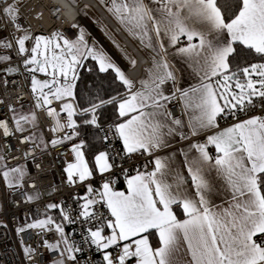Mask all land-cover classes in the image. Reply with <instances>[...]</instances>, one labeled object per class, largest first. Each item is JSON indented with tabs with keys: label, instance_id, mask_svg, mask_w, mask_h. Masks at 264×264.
Instances as JSON below:
<instances>
[{
	"label": "snow or ice",
	"instance_id": "snow-or-ice-1",
	"mask_svg": "<svg viewBox=\"0 0 264 264\" xmlns=\"http://www.w3.org/2000/svg\"><path fill=\"white\" fill-rule=\"evenodd\" d=\"M106 3L126 33L153 53L154 70L147 80H139V88L106 54L90 47L83 33L75 42L59 33L25 34L15 40L17 54L33 74L35 107L46 110L50 118L55 114L52 131L58 127L64 133L51 144H70L72 159L63 169L66 180L69 185L84 184L87 193L75 198L76 219L71 210L51 203L47 207L59 208L61 223L46 216L18 231L50 232L55 225L60 241L55 245L45 242L61 257L54 264H76V254L84 250L65 232L63 222L74 224L77 219L90 225L82 243L100 251L103 264H264V117L253 116L207 135L204 143L190 144L181 169L171 156L159 155L152 160L150 172L128 175L121 169L126 191L116 189L112 178L116 160L109 150L117 140L122 144L117 155L154 156L169 147L170 137L189 139L182 119L173 116L168 107L174 99L184 102L191 136L218 128V118L245 112L256 100L264 107V0H234L227 7L221 0ZM2 11L15 19L13 6ZM3 47L11 49L13 44L4 42ZM169 57L184 60L198 83L189 88L177 86ZM89 58L98 64L99 72H114L126 94L98 97V102L78 110L76 81ZM10 59V55H0V60ZM253 59L257 62H251ZM36 73L46 79H37ZM169 82L170 89L165 87ZM53 101L60 105L59 111L52 107ZM108 105L116 108L119 119L105 131L98 113ZM35 120V113L14 117L16 131H24L22 122ZM84 126L103 132L100 139L106 142L102 145L105 150H96L91 162L87 152L95 146L82 134ZM4 134H9L6 125ZM97 173L101 183L94 188L90 181ZM0 174L10 188L22 187V167L5 163ZM221 188L229 197L226 206L213 203ZM33 199L29 194L28 200ZM176 208L185 219L177 218ZM153 231L160 245L155 248L149 240ZM25 252L31 254V249L26 247Z\"/></svg>",
	"mask_w": 264,
	"mask_h": 264
},
{
	"label": "built area",
	"instance_id": "built-area-1",
	"mask_svg": "<svg viewBox=\"0 0 264 264\" xmlns=\"http://www.w3.org/2000/svg\"><path fill=\"white\" fill-rule=\"evenodd\" d=\"M13 1L0 0V53L11 52L14 55L12 60L0 61V152L2 154L0 169L5 163L9 167L21 166L24 167L25 175L22 187L10 188L0 174V264H54L61 257L57 252L50 250L47 244L55 245L60 241V234L55 231V225L51 226L50 232L47 229L43 231L28 229L25 232H19L18 229L37 219L51 216L53 209L47 207L51 203L71 210L72 217L76 219L78 206L75 198L87 194L86 186L84 184L69 185L66 180L63 169L66 161L72 159L69 152L70 144L65 142L55 147L51 144L53 139L64 133L58 127L56 132L52 131V128L56 127L55 114L50 118L46 110L35 107L32 78L22 66L24 58L16 53L14 39L31 31L33 35L59 33L73 41L80 35L82 20L77 6H73L67 0H27L20 8L22 16L11 20L6 19L2 10ZM29 6L31 7L28 11ZM17 24L20 25L19 28ZM113 29L119 34L116 27ZM4 42L12 43L13 47L4 48ZM144 61L142 63H147L146 59ZM14 64H18V72L10 73L4 70L5 67ZM126 72L134 73L133 70H126ZM52 107L57 111L60 109V105L55 101ZM168 107L175 117L182 116L184 112L180 100L174 99ZM28 108L30 110H26ZM17 111L25 112L17 115ZM31 113H35L36 120L30 123L22 122L24 131H16L14 117L19 118ZM262 114H264V107L259 100H256L254 106H249V110L236 113L229 121L244 120ZM60 119L63 120L64 117ZM113 124V122L104 124V130L107 131ZM4 125L9 131L7 136L4 134ZM27 137H33V139H26ZM206 137L207 134L192 136L191 141L204 143ZM121 148L122 144L117 140H113L109 146L116 160L112 176L116 181V188L119 182L125 179V172L121 169L127 170V174L130 175L137 171L150 172L153 168L154 156L137 153L128 158L122 152L119 155L116 154ZM90 183L94 188L99 187L100 175H95ZM29 194L37 198L29 201ZM80 203H83V200H80ZM67 226L70 241H74L84 249L76 254V264H98L99 253L95 247L82 243L83 236L86 234L85 230L90 225L77 219L76 223L67 224ZM26 247L31 249V254L25 252ZM117 251L118 249L113 251V255Z\"/></svg>",
	"mask_w": 264,
	"mask_h": 264
},
{
	"label": "crops",
	"instance_id": "crops-1",
	"mask_svg": "<svg viewBox=\"0 0 264 264\" xmlns=\"http://www.w3.org/2000/svg\"><path fill=\"white\" fill-rule=\"evenodd\" d=\"M67 1L73 6H77L78 12L82 20V27L80 34L83 33L84 40L86 41V43L90 47L95 48L97 51H101L104 54H106L111 59L112 62H114L118 67H120L125 72L127 76H129L130 78L136 81V87L139 88V80L140 79L147 80L149 77V73L152 70H154L153 53L150 50L140 46L138 41H136L126 33L124 28L117 22L114 16L108 11V7L110 5L106 3V0H67ZM115 26L118 27V29L120 30L119 34L114 31L113 27ZM78 39L79 37L76 40L73 41L69 40V41L75 42ZM139 56L146 59L147 63L145 64L142 63L141 62L142 58H140ZM133 60L136 62L134 65L132 63ZM169 60L170 63L174 66V69L176 71V76L178 81L177 86L183 88H189L190 86H193L198 83V79L194 76L191 69L188 67L187 63H185L184 60H182L180 57H175L174 59L172 57H169ZM126 70H133L134 73L133 74L127 73ZM165 87L170 89L171 82H169V84L166 85ZM125 94H123L122 96H124ZM180 101L182 102L184 108L183 100ZM231 116L232 115H228L226 117L218 118V124H219L218 128L206 129L200 132L198 135L201 134L211 135L219 130L230 127L237 122L243 121V120L229 121ZM258 116L264 117V114ZM177 118L182 119L184 123L183 131L189 134V139H181L179 136L170 137L169 147L157 151L155 155L171 156L176 164V167L178 169H181L183 162V153L185 151H188L190 144H192L193 142L191 141L192 136L188 128V123H189L188 111L184 109L182 116ZM113 123L115 122L113 121ZM209 151L213 156L216 155L214 147L210 146ZM93 156L90 162L92 161ZM135 174L136 173H132L130 175H135ZM126 188L127 185L125 179H123L119 182V185L116 189L121 191H126ZM228 198L229 197L226 196L223 188H221L220 192L213 197V203L216 205L226 206L225 201ZM175 211L178 219L183 220L186 218L181 209L176 208ZM149 240L154 248L160 246L158 235L154 231L152 235H150ZM98 253L102 261L101 263L103 264L102 253L100 251H98Z\"/></svg>",
	"mask_w": 264,
	"mask_h": 264
},
{
	"label": "trees",
	"instance_id": "trees-1",
	"mask_svg": "<svg viewBox=\"0 0 264 264\" xmlns=\"http://www.w3.org/2000/svg\"><path fill=\"white\" fill-rule=\"evenodd\" d=\"M221 3L226 7L234 3V0H221ZM230 14V13H229ZM257 61L253 59L251 62ZM240 63H245V61L240 60ZM77 87L75 89L77 93L76 103L79 109V106L84 108L90 107L94 102H98L99 98H111V97H121L125 94V88L122 83L116 78L115 73L112 71L101 73L99 72V67L95 61L87 59L84 61V66L79 69L78 79L76 81ZM99 116L102 125L108 122H116L118 120V114L116 108L113 105H108L105 108L99 111ZM82 134L86 137L90 145L95 146L94 148H89L87 152V158L91 160L92 156L95 154L96 150H105L103 148L104 141L100 139L102 137V132L97 133L95 127L84 126ZM51 217L61 223L60 220V210L53 209ZM65 232L68 231V226L66 222ZM101 259L98 256V264L101 263Z\"/></svg>",
	"mask_w": 264,
	"mask_h": 264
},
{
	"label": "rangeland",
	"instance_id": "rangeland-1",
	"mask_svg": "<svg viewBox=\"0 0 264 264\" xmlns=\"http://www.w3.org/2000/svg\"><path fill=\"white\" fill-rule=\"evenodd\" d=\"M27 0H14L10 5L11 6H13V8H14V11L12 12V16L13 17H17V16H22V13H21V10H20V8H21V6L26 2ZM17 11H18V15H17ZM5 15V14H4ZM5 17H6V19H10L8 16H6L5 15ZM25 34H27V35H29L30 37L31 36H34L33 35V33L31 32V31H28V32H26ZM24 34V35H25ZM36 35H44V36H50L49 34H45V33H37ZM62 36V35H61ZM63 37V36H62ZM17 38H15L14 39V45H15V40H16ZM31 44H32V41L31 40H29L28 42H27V46L30 48L31 47ZM16 50V49H15ZM17 53V52H16ZM0 55H10L11 56V59L10 60H12L13 58H14V55L11 53V52H9V53H0ZM1 62H5V61H9V60H0ZM22 66L24 67V63L22 62ZM24 69L27 71V72H29L25 67H24ZM4 70L5 71H8V72H10V73H16V72H18L19 71V67H18V64H14V65H11V66H8V67H5L4 68ZM29 74L31 75V78H32V73H30L29 72ZM36 75V77H37V79H40V80H43V79H46V77L43 75V74H40V73H36L35 74ZM34 94V93H33ZM34 101H35V104H36V94H34ZM26 110H30L29 108L28 109H26ZM25 110V111H26ZM25 111H17L16 112V114L17 115H21V114H23ZM2 157V154H1V152H0V158ZM0 164H1V159H0ZM21 167V166H20ZM23 168V170H24V167H22ZM5 184L8 186V183L5 181ZM34 197V199L35 198H37V196H33Z\"/></svg>",
	"mask_w": 264,
	"mask_h": 264
},
{
	"label": "bare ground",
	"instance_id": "bare-ground-1",
	"mask_svg": "<svg viewBox=\"0 0 264 264\" xmlns=\"http://www.w3.org/2000/svg\"><path fill=\"white\" fill-rule=\"evenodd\" d=\"M30 7H31V6H29V7L27 8L28 11H29ZM140 58H142V57L140 56ZM144 60H145V59L142 58L141 62H145ZM132 73H133V72H132Z\"/></svg>",
	"mask_w": 264,
	"mask_h": 264
},
{
	"label": "water",
	"instance_id": "water-1",
	"mask_svg": "<svg viewBox=\"0 0 264 264\" xmlns=\"http://www.w3.org/2000/svg\"><path fill=\"white\" fill-rule=\"evenodd\" d=\"M116 27V26H115ZM118 29V27H116ZM119 33H120V30L118 29Z\"/></svg>",
	"mask_w": 264,
	"mask_h": 264
}]
</instances>
